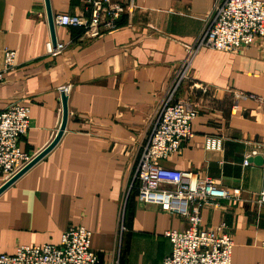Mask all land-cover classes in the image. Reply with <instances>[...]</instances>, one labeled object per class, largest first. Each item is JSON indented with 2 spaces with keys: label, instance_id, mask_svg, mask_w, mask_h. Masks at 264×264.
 <instances>
[{
  "label": "crops",
  "instance_id": "crops-1",
  "mask_svg": "<svg viewBox=\"0 0 264 264\" xmlns=\"http://www.w3.org/2000/svg\"><path fill=\"white\" fill-rule=\"evenodd\" d=\"M133 4L119 28L89 38L77 27L54 24L56 56L44 0H0L2 49L16 66L0 81V111L30 108L19 147L37 154L62 119L60 88L69 86L65 129L53 148L0 192V253L20 245L58 244L70 226L91 232L97 264H160L171 253L167 230L184 217L137 199L129 188L152 119L165 96L184 45L191 44L217 0H113ZM264 3V0H262ZM53 18L84 14L83 0H49ZM178 98H192L193 136L160 164L197 178H213L240 197L215 198L200 210L201 227L221 223L233 241V264H264V37L236 53L202 49ZM191 82L207 87L193 88ZM235 106V111H232ZM3 177L0 174V186Z\"/></svg>",
  "mask_w": 264,
  "mask_h": 264
},
{
  "label": "built area",
  "instance_id": "built-area-1",
  "mask_svg": "<svg viewBox=\"0 0 264 264\" xmlns=\"http://www.w3.org/2000/svg\"><path fill=\"white\" fill-rule=\"evenodd\" d=\"M84 14L61 13L53 18L59 26L77 27L89 38L111 33L119 28V19L130 14L133 4L113 0H83ZM203 26L191 44L184 45L185 55L169 81L151 122L146 142L141 147L129 188L136 185L137 199L153 204L170 214L186 219L187 226L164 232L171 242V253L160 264H233V241L225 225L214 229L201 227L200 210L215 198L240 197L238 188L232 191L220 187L213 178H197L191 172L165 167L160 161L180 152L181 145L193 136L191 122L196 115L192 98H178L185 81L191 79L194 58L202 49L236 53L258 37H264V3L262 0H217L203 20ZM47 52L56 56L65 44L47 43ZM3 74L15 68V51L2 49ZM193 88L206 92L205 85L191 82ZM65 94L69 86L61 87ZM232 111H235L233 106ZM30 108L14 103L0 111V174L3 183L19 172L36 154L19 147L20 138L30 125ZM258 147L250 156L258 154ZM264 163V157H263ZM259 202H264L260 195ZM91 249V232L83 226H70L61 234L58 244L20 245L13 254L0 253V264H97Z\"/></svg>",
  "mask_w": 264,
  "mask_h": 264
},
{
  "label": "water",
  "instance_id": "water-1",
  "mask_svg": "<svg viewBox=\"0 0 264 264\" xmlns=\"http://www.w3.org/2000/svg\"><path fill=\"white\" fill-rule=\"evenodd\" d=\"M45 8H46V14H47V22L49 26L50 36L52 44H55V35H54V24H53V16L51 14L50 6H49V0H44ZM61 103H62V119L59 126L58 131L56 132L54 138L52 141L44 147L41 151H39L31 160L28 162L19 172H17L15 175H13L10 179L5 181L0 186V192L3 191L5 188H7L9 185H11L16 179H18L22 174H24L28 169H30L35 163H37L47 152H49L53 146L58 142L59 138L61 137L66 121H67V97L64 93H61ZM249 161L261 165L263 158L261 156H254L248 159Z\"/></svg>",
  "mask_w": 264,
  "mask_h": 264
}]
</instances>
